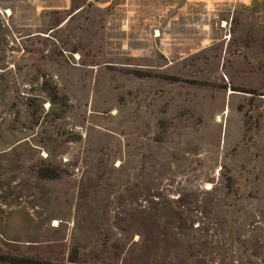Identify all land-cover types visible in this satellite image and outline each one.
I'll list each match as a JSON object with an SVG mask.
<instances>
[{
    "label": "rangeland",
    "instance_id": "374dc122",
    "mask_svg": "<svg viewBox=\"0 0 264 264\" xmlns=\"http://www.w3.org/2000/svg\"><path fill=\"white\" fill-rule=\"evenodd\" d=\"M0 264H264V0H0Z\"/></svg>",
    "mask_w": 264,
    "mask_h": 264
},
{
    "label": "bare ground",
    "instance_id": "6f19581e",
    "mask_svg": "<svg viewBox=\"0 0 264 264\" xmlns=\"http://www.w3.org/2000/svg\"><path fill=\"white\" fill-rule=\"evenodd\" d=\"M221 121H222V119H221V117H219L218 122H221ZM55 226H58V222H55Z\"/></svg>",
    "mask_w": 264,
    "mask_h": 264
}]
</instances>
